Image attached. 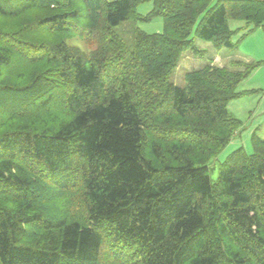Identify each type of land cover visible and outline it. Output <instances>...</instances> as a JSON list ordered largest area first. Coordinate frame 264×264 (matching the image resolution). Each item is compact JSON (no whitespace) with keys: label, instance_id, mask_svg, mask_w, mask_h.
I'll use <instances>...</instances> for the list:
<instances>
[{"label":"trees","instance_id":"trees-1","mask_svg":"<svg viewBox=\"0 0 264 264\" xmlns=\"http://www.w3.org/2000/svg\"><path fill=\"white\" fill-rule=\"evenodd\" d=\"M210 1L0 0V264H264V138L207 165L259 64L170 81L195 39L264 26V0Z\"/></svg>","mask_w":264,"mask_h":264},{"label":"rangeland","instance_id":"rangeland-1","mask_svg":"<svg viewBox=\"0 0 264 264\" xmlns=\"http://www.w3.org/2000/svg\"><path fill=\"white\" fill-rule=\"evenodd\" d=\"M216 1L211 0L210 5L215 4ZM151 10L152 3L146 2L137 5L135 12L144 17ZM133 27L147 34L160 33L163 28V21L161 17L153 16L146 21L129 20L115 27L114 30L129 48L132 47ZM229 27L232 30L242 28L232 39L233 42L237 43L236 49H216L210 42L195 39L194 46L199 52L187 51L183 53L170 78L171 83L182 88L185 86V75L204 66L213 65L229 68L232 61L259 64L258 68L237 89V91L246 92V94L231 100L227 105L229 113L241 121V127L232 140L208 162L212 182H215L218 176L220 165L232 152L241 148L245 154H251V138L254 135L264 138V26L249 32L244 22L229 21ZM191 37L194 38V31L191 33ZM78 43L79 46L81 43L85 48L82 42H76V44Z\"/></svg>","mask_w":264,"mask_h":264}]
</instances>
